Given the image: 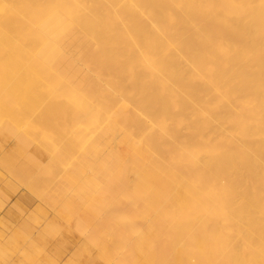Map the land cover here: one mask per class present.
<instances>
[{"label": "bare ground", "instance_id": "6f19581e", "mask_svg": "<svg viewBox=\"0 0 264 264\" xmlns=\"http://www.w3.org/2000/svg\"><path fill=\"white\" fill-rule=\"evenodd\" d=\"M12 137L105 264H264V0H0Z\"/></svg>", "mask_w": 264, "mask_h": 264}, {"label": "rangeland", "instance_id": "374dc122", "mask_svg": "<svg viewBox=\"0 0 264 264\" xmlns=\"http://www.w3.org/2000/svg\"><path fill=\"white\" fill-rule=\"evenodd\" d=\"M8 131L7 133H9ZM14 140L13 137L10 138L7 145L1 150L3 152L8 149L5 151L8 155L5 152L4 155H1L0 151V156H4V158L2 157L4 162L3 159H0L2 161H0V264H105L101 259L105 254L100 253L95 244L96 232L89 228L83 230L79 226L81 224L77 223L78 220L76 221L77 217L74 218L76 212L74 213L72 209L75 206V210L80 202L78 190L73 192V184L69 181L65 182V178L63 180L62 177L60 178L59 174L62 173L54 174L58 178L53 174H48L50 171L45 170V164L41 169V174H34L37 176L36 179L33 174H29L31 172L26 173L25 176L24 174L20 175L22 177L19 178L22 179L20 182L17 179L20 176L16 175V179L14 178L13 172L15 173V171L13 169H18L15 168L17 164L18 167L20 163L31 165L30 161H28L29 164L27 162L29 156L26 158L27 160L25 159L26 161L23 159L27 156L24 154L29 152L28 150L23 152V150L28 148L23 147V149L19 145L16 147L17 144ZM18 147L21 148V152L20 149L17 150ZM9 149L12 153L14 152V155L10 156ZM15 154L20 155V158L18 159L17 155L16 158ZM6 156L9 157L6 158L7 160H5ZM10 157L13 159L11 160ZM14 159L17 163H13ZM5 161L8 162L5 163ZM63 163L61 167L66 168L65 170L69 168L70 172L71 170L75 171L73 160H69L70 164L68 161V164ZM72 163L74 164L71 165ZM28 166L26 167L28 168ZM32 167L33 165L28 169L32 170ZM22 168L23 165L19 167V170ZM60 168L58 169L60 170ZM63 168L60 172H65ZM43 170L46 171V174ZM47 174L50 176L48 177ZM28 175H32V177ZM27 176L33 182L31 184L33 188L28 183L31 190L25 182L26 180L31 182L26 179ZM51 177L54 178L51 179ZM71 196L74 197L73 200ZM68 200L74 201L73 204L76 201L78 204L72 206V202H67ZM67 204H71L72 207ZM70 210L73 211V215L72 212H69ZM108 255L111 257L110 252ZM116 257L123 261V264L126 263V257L122 253L117 252ZM108 263L110 264V262Z\"/></svg>", "mask_w": 264, "mask_h": 264}]
</instances>
